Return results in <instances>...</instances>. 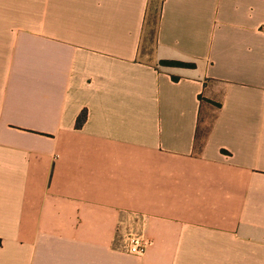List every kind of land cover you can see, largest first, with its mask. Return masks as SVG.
Masks as SVG:
<instances>
[{"label":"crops","instance_id":"1","mask_svg":"<svg viewBox=\"0 0 264 264\" xmlns=\"http://www.w3.org/2000/svg\"><path fill=\"white\" fill-rule=\"evenodd\" d=\"M263 24L264 0H0V264H264Z\"/></svg>","mask_w":264,"mask_h":264},{"label":"rangeland","instance_id":"2","mask_svg":"<svg viewBox=\"0 0 264 264\" xmlns=\"http://www.w3.org/2000/svg\"><path fill=\"white\" fill-rule=\"evenodd\" d=\"M157 14L158 7L156 6H152V9L147 12L143 35L140 42L141 56L148 60L151 58V50L155 40Z\"/></svg>","mask_w":264,"mask_h":264},{"label":"built area","instance_id":"3","mask_svg":"<svg viewBox=\"0 0 264 264\" xmlns=\"http://www.w3.org/2000/svg\"><path fill=\"white\" fill-rule=\"evenodd\" d=\"M261 28L264 31V24ZM147 246L148 242L137 235L131 234L127 237L126 250L130 254L140 256L145 252Z\"/></svg>","mask_w":264,"mask_h":264},{"label":"trees","instance_id":"4","mask_svg":"<svg viewBox=\"0 0 264 264\" xmlns=\"http://www.w3.org/2000/svg\"><path fill=\"white\" fill-rule=\"evenodd\" d=\"M160 64L169 66H179V67H193L192 63L177 61V60H160ZM86 118V112H81L76 118V126L79 127Z\"/></svg>","mask_w":264,"mask_h":264}]
</instances>
